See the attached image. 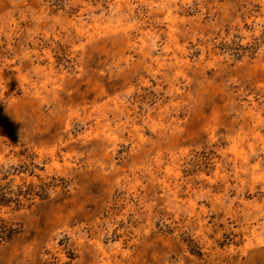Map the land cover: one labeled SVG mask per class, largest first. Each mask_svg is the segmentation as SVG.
Listing matches in <instances>:
<instances>
[{"label":"rangeland","instance_id":"1","mask_svg":"<svg viewBox=\"0 0 264 264\" xmlns=\"http://www.w3.org/2000/svg\"><path fill=\"white\" fill-rule=\"evenodd\" d=\"M0 264H264V0H0Z\"/></svg>","mask_w":264,"mask_h":264}]
</instances>
